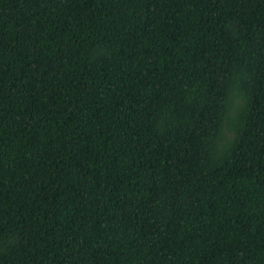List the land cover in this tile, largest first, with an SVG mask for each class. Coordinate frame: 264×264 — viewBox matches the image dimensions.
<instances>
[{
    "label": "trees",
    "instance_id": "obj_1",
    "mask_svg": "<svg viewBox=\"0 0 264 264\" xmlns=\"http://www.w3.org/2000/svg\"><path fill=\"white\" fill-rule=\"evenodd\" d=\"M0 264H264V0H0Z\"/></svg>",
    "mask_w": 264,
    "mask_h": 264
}]
</instances>
